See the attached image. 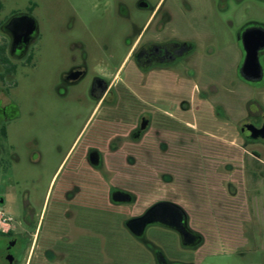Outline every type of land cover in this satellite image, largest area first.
I'll list each match as a JSON object with an SVG mask.
<instances>
[{
  "label": "flooded vegetation",
  "instance_id": "flooded-vegetation-1",
  "mask_svg": "<svg viewBox=\"0 0 264 264\" xmlns=\"http://www.w3.org/2000/svg\"><path fill=\"white\" fill-rule=\"evenodd\" d=\"M47 1V105L60 110L64 117L75 118L57 134L68 142V149L64 152L59 148L54 168L45 178L40 173L31 176L17 170L22 158L13 144L7 151L2 149L0 174H11L26 193L17 198V220L7 212L5 201L0 200V212H6V223L13 224L7 230L0 229V264L24 261L41 215L30 188L44 186L48 187V195L51 190L45 202L48 261L54 262L55 254H60L61 264H100L99 215L105 206L111 212V207L122 205L113 201V192H126L111 187L102 207L105 147L109 153L119 152L118 146L105 143L163 139L164 126L177 124L180 111L191 109L194 93L207 99V93L220 86L213 82L211 63L212 45L220 40L216 26L229 24L224 21V13L245 2L264 6V0ZM34 11L33 6L22 10L0 0V129L6 130L5 140L10 137L18 112L16 104L9 100L11 90L17 86L15 78L27 76V68L35 69L41 53V26ZM22 16L35 20L36 32L30 34L27 21L15 22ZM235 40L242 55L238 67L241 81L264 87V23H245L236 31ZM246 45L250 50L257 49L258 66L263 72L259 83L246 82L241 76L248 56ZM2 81H7L9 87H2ZM179 92L185 93L187 99H181ZM248 116L245 124L262 127V117H254L251 112ZM245 141L264 144L261 139ZM94 156L99 157L97 165ZM36 157L33 153L26 162L34 164ZM61 176L60 189L55 192ZM173 217L177 225L178 219ZM39 227L40 222L37 232ZM186 227L200 237L197 244H185L176 230L159 223L148 225L143 235L135 238L148 249L156 264H186L170 260L148 236L153 228L174 233L194 260L205 239L190 226L188 215Z\"/></svg>",
  "mask_w": 264,
  "mask_h": 264
},
{
  "label": "rangeland",
  "instance_id": "rangeland-1",
  "mask_svg": "<svg viewBox=\"0 0 264 264\" xmlns=\"http://www.w3.org/2000/svg\"><path fill=\"white\" fill-rule=\"evenodd\" d=\"M47 3L7 0V4L22 10L35 8L41 26V53L35 69L27 68V76L15 78L17 86L11 90L9 100L16 104L18 112L9 139L3 140L0 147L1 159L2 149L7 151L13 144L22 158L17 170L31 176L40 173L43 178L53 170L59 148L64 152L68 149V142L57 134L75 118L64 117L60 110L47 105ZM224 21L229 24L216 26L220 40L212 45L211 74L213 82L220 86L207 93V99L194 93L191 109L180 111L177 124L165 125L163 139L158 142L149 138L148 142L105 143L118 146L119 152L109 153L105 147L100 185L102 207L111 187L131 193L135 201L111 207V212L109 206L101 211L100 264H156L125 223L159 201H172L182 207L190 226L205 239L192 260L177 235L164 228L150 229L149 238L170 260L186 264H264V144H248L241 134L249 112L264 119V87L241 81L238 67L242 55L235 40L236 31L245 23H264V6L245 2L238 8L230 7L224 13ZM7 81H2V87H9ZM178 95L187 99L183 92ZM33 153L37 155L35 163L26 162ZM61 180L62 176L55 192L60 189ZM30 190L41 213L40 232L37 226L22 264H61L60 254L49 262L45 253V202L49 201L51 190L49 195L47 186ZM25 193V187H18L11 174H0V200L5 201L4 207L13 220L18 218L17 198ZM0 214L1 219L9 217L6 212ZM12 226V222H0L1 230Z\"/></svg>",
  "mask_w": 264,
  "mask_h": 264
},
{
  "label": "water",
  "instance_id": "water-1",
  "mask_svg": "<svg viewBox=\"0 0 264 264\" xmlns=\"http://www.w3.org/2000/svg\"><path fill=\"white\" fill-rule=\"evenodd\" d=\"M17 21H27L30 34L37 30L36 22L29 16H22L17 18ZM248 56L241 70L242 78L249 83H259L263 80V72L258 66L257 49L250 50L246 45ZM241 133L245 139L256 141L261 139L264 141V123L261 128H257L252 124H244L241 126ZM93 162L95 165L99 162V157L94 156ZM112 199L117 204H130L133 202L134 196L131 193L117 190L113 192ZM173 216L178 219V224L173 222ZM172 218V219H170ZM168 220H171L169 222ZM187 214L179 205L168 202L160 201L151 206L144 215L139 217L130 218L125 226L134 237H141L150 224L159 223L168 228L176 230L181 236L183 242L187 245L197 244L200 240L198 235H193L186 227Z\"/></svg>",
  "mask_w": 264,
  "mask_h": 264
},
{
  "label": "trees",
  "instance_id": "trees-1",
  "mask_svg": "<svg viewBox=\"0 0 264 264\" xmlns=\"http://www.w3.org/2000/svg\"><path fill=\"white\" fill-rule=\"evenodd\" d=\"M6 139V130L3 128V129H0V146L2 144V141Z\"/></svg>",
  "mask_w": 264,
  "mask_h": 264
},
{
  "label": "built area",
  "instance_id": "built-area-1",
  "mask_svg": "<svg viewBox=\"0 0 264 264\" xmlns=\"http://www.w3.org/2000/svg\"><path fill=\"white\" fill-rule=\"evenodd\" d=\"M0 222L1 223H6L5 219H1V217H0Z\"/></svg>",
  "mask_w": 264,
  "mask_h": 264
}]
</instances>
